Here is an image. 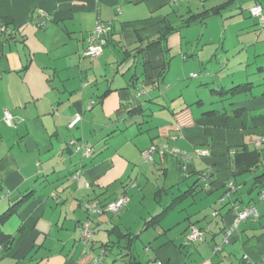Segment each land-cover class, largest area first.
I'll return each mask as SVG.
<instances>
[{
	"label": "crops",
	"instance_id": "1",
	"mask_svg": "<svg viewBox=\"0 0 264 264\" xmlns=\"http://www.w3.org/2000/svg\"><path fill=\"white\" fill-rule=\"evenodd\" d=\"M236 9L226 17L243 8ZM191 13L184 0H0V215L29 193L0 220V264H92L95 258L129 264L120 248L125 241L109 230L115 223L138 234L133 264H256L264 257V26L262 38L248 41L236 73L216 79L205 64L199 74L190 71L199 81L185 98L165 77L177 53L184 60L196 54L171 44L183 37L181 27L207 22L188 18ZM38 18H46L44 25ZM98 19L112 28L102 54L88 59L83 52ZM166 21L174 31L165 49H143ZM242 82H251L249 90L216 92ZM207 89L215 99L201 94ZM81 139L91 149L82 157L72 148L80 149ZM151 145L153 159L145 160ZM238 148L259 151L260 160L233 176ZM200 150L207 155H197ZM210 174L214 181L201 191L175 199L197 176L201 185ZM121 196L127 211L113 220L105 205ZM167 206L157 224L144 228ZM249 207L257 215L238 221ZM86 222L87 243L80 235ZM192 227L203 238L185 243Z\"/></svg>",
	"mask_w": 264,
	"mask_h": 264
},
{
	"label": "rangeland",
	"instance_id": "2",
	"mask_svg": "<svg viewBox=\"0 0 264 264\" xmlns=\"http://www.w3.org/2000/svg\"><path fill=\"white\" fill-rule=\"evenodd\" d=\"M223 1L224 0H184L185 5H188L189 8H191V12L201 11L204 8H208ZM262 5L264 6V1ZM252 6V0H237L229 7V10L226 9V14L223 16L208 19L205 24H199L198 22L192 21L189 25L181 27L183 37L179 42L178 39L172 40L171 44H173L174 47L179 46L180 44L181 52L193 51L196 54L187 57L185 60L182 57V53H177L173 56L169 65V73L165 77V83L168 82L170 85L172 84L171 86H173V89H175L177 93L180 94L181 92V97L190 98V91H192L193 87L197 85L199 81L198 78L189 76L190 71L199 74V68H201L200 70L202 71L206 68L216 79H219L225 71L234 70L236 73L241 67L238 65L239 62H237V60L242 61L246 58L248 41L263 37V35H259V30H262L264 25L259 22L256 17L250 14V8ZM236 8H243L240 14L234 17H232L233 15L226 17L231 11H239ZM254 21L258 23L256 25L259 27L256 30H252V26L250 27ZM248 51L250 52L251 49ZM176 52L177 49H175L174 53ZM88 59L91 58L88 57ZM204 64L205 67L203 68ZM224 66L226 67L225 70L221 71V68ZM167 90L165 92H167ZM204 93L206 95H204ZM201 94L207 98L206 100L212 98L215 99L216 97L215 94L211 96L208 89L207 91L204 90ZM97 105L98 104H96L94 108L98 109ZM83 142L84 141L81 139L80 149H76L75 146H72L73 151L79 153L81 157L84 154V148H82ZM153 178H155V176H153ZM188 182L190 183L191 179ZM146 188L147 186L145 187V192ZM185 188L186 187L183 186L182 190ZM148 193L149 197H152V192ZM132 194L133 193H130L129 196L131 199H134ZM150 200L149 204H152V199ZM147 203L148 200L146 198L145 202L142 204V209H144V206ZM137 209H139V206ZM121 211L126 212V206L121 208ZM121 211H119L118 214L109 212L108 215H110L111 218L113 217V220H116ZM134 211L135 209H129L127 214L134 213ZM180 227L182 228V226ZM143 236L145 237V235Z\"/></svg>",
	"mask_w": 264,
	"mask_h": 264
},
{
	"label": "trees",
	"instance_id": "3",
	"mask_svg": "<svg viewBox=\"0 0 264 264\" xmlns=\"http://www.w3.org/2000/svg\"><path fill=\"white\" fill-rule=\"evenodd\" d=\"M233 1H235V0H225L220 5L211 7L210 9H205V10L200 11V12H193L190 14V16L188 18H192V19L199 21V22H204V21L208 20L210 17L222 13L226 8H228L230 6L229 5L230 3H233ZM257 4L261 5V3H257ZM262 8H264V7L262 6ZM259 22L264 24V21L262 22L259 20ZM173 31H174V27L171 26L168 23V21H166L164 23V25L162 26V28L160 29L157 38L155 40L149 42L143 49L152 48V47H161V48L165 49V42H166L168 36ZM250 87H251V82H242V83H236L235 85H233L232 87H230L228 89L216 90V92L219 93L220 95L236 94V93L245 92V91L249 90ZM237 112H239V111H237ZM13 121H14V119H13ZM7 126H9V125H7ZM12 126H10V127H12ZM259 160H260L259 151H257V150L249 151L245 148L235 149L234 155L232 156V160H231L232 175L236 176L238 174H242L244 172L254 170V168L256 166H258ZM258 179H259V176L256 177L255 180H258ZM199 180H200L199 176H197V179L190 186L189 190L183 191L182 194L180 196L176 197L175 199H180L186 193L191 192V191H194L197 193V192L202 190V187L205 184H209V183L214 181L211 174L208 175V177H206V178L204 177L205 183H203L201 185L199 183ZM28 194L24 195L23 197L27 196ZM23 197H22V199H23ZM22 199H19L18 201L13 203L4 213H2L0 215V220L6 219L12 212L16 211V207L20 204ZM169 207H171V206L165 207L158 214H156V215L152 216L151 218L145 220L144 228H147L148 226H152V225L157 224L160 221L163 214L167 212ZM109 230L112 231V233H115V234L118 233L117 234L118 238L123 239L125 241L123 246H120V245H118V246H120V248L123 249V251H124L123 256L128 258V263L129 264L138 263L135 255H134V251H133V243H134L135 239L138 237V234L132 235L129 232L124 233L121 231L120 227L116 223ZM119 239H118V241H115L114 243L118 244L120 242ZM106 248H108L107 244L103 245V252L106 251Z\"/></svg>",
	"mask_w": 264,
	"mask_h": 264
},
{
	"label": "built area",
	"instance_id": "4",
	"mask_svg": "<svg viewBox=\"0 0 264 264\" xmlns=\"http://www.w3.org/2000/svg\"><path fill=\"white\" fill-rule=\"evenodd\" d=\"M250 14L256 18H258L260 21H264V8H262L261 5L257 4L250 8ZM46 21V18H38L35 22L38 26L44 25ZM112 26L111 22L104 23L101 20H96L94 28L90 32L88 38H87V46L83 52L84 56L89 58H97L102 54L103 48L107 43V35L110 32ZM5 27L3 25H0V32H4ZM196 74H192V76H195ZM80 115L76 116L72 122L69 123V127H73L75 123H77L80 120ZM4 120L7 125L12 126L14 124L13 121V115L5 110L4 111ZM90 148H85L84 152L85 155H88L90 152ZM156 151V146L151 145L148 149H146L143 152V155L145 157V160H151L152 154ZM174 153L179 155V151L177 149H174ZM206 150H200L197 152V155L205 156L207 155ZM259 195L261 198L264 197V186L261 188ZM127 202V196H121L117 199H114L113 201H110L105 205V210L113 213L118 214L121 208L126 204ZM88 210L96 211L94 210V205L89 204L87 205ZM100 211V210H97ZM215 214V213H214ZM249 215H257V211L255 207H249L246 209H243L239 212L237 220L245 219ZM80 235L84 239L85 243H87L91 238V231L88 228V223H84L82 228H80ZM203 238V232L196 228L192 227L186 237L185 243L188 241H196L201 240ZM2 249V245L0 244V250ZM217 249V248H216ZM99 258H95L92 264H98ZM256 264H264V257H262Z\"/></svg>",
	"mask_w": 264,
	"mask_h": 264
}]
</instances>
